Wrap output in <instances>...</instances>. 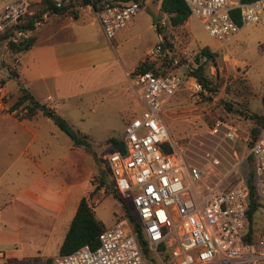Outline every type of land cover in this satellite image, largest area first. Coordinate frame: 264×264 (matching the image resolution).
Masks as SVG:
<instances>
[{
	"label": "built area",
	"instance_id": "built-area-1",
	"mask_svg": "<svg viewBox=\"0 0 264 264\" xmlns=\"http://www.w3.org/2000/svg\"><path fill=\"white\" fill-rule=\"evenodd\" d=\"M56 7L73 0H53ZM189 15L195 17L215 42L232 36L240 23L253 22L264 9V0H183ZM29 0H0V31L15 22ZM142 0H103L92 12L103 36L109 40L142 6ZM90 4V2H87ZM91 5V4H90ZM70 6V5H69ZM68 6V7H69ZM47 12L42 13V19ZM42 20L35 21V26ZM26 31H17L26 36ZM158 45L150 56L160 54ZM13 64L0 70V113L24 117L26 100L13 103L5 79L15 70ZM176 61L174 60V63ZM132 95L140 106L126 119L122 149H110L104 159L113 177V186L128 196L136 222L145 239L142 253L125 216L116 217L98 234L96 245L83 243L69 252L56 254L49 264H258L264 262V127L248 143L238 137L235 127L216 119L211 132L222 127V136L206 151L209 168L186 160L181 147H174L161 115L166 97L185 86L194 92L204 89L201 82L181 64L163 61L153 68H134L127 73ZM231 140L230 167L221 171L217 155L221 139ZM239 142L241 152L233 147ZM170 148L164 149L163 144ZM247 157L252 162L255 193L261 205L259 229L248 231L246 209L248 187L244 174L237 171ZM1 254V250H0Z\"/></svg>",
	"mask_w": 264,
	"mask_h": 264
},
{
	"label": "rangeland",
	"instance_id": "rangeland-1",
	"mask_svg": "<svg viewBox=\"0 0 264 264\" xmlns=\"http://www.w3.org/2000/svg\"><path fill=\"white\" fill-rule=\"evenodd\" d=\"M35 1L31 0V9L36 8ZM156 3L157 0L143 3L130 17V21L118 29L120 33L116 39L118 45L111 42L113 49L109 46L112 58L107 69L93 67L84 71L86 75L95 79L93 85L95 90L92 94L89 91L82 93V101L77 103L78 106H74L76 98L72 97L73 94L63 103L62 100L53 103L54 113L61 117L62 114H67L71 118L72 121H67L71 127L86 130L90 141V150L87 151L93 157V173L88 179V188L92 189L98 183L99 173L104 179V185L94 189L89 201L93 204L94 215L105 224H111L120 213L122 214L120 201L110 193H104L116 190L112 174L104 159V154L112 147V142L107 138L120 137L126 119L140 110L131 92L127 101L122 95L120 88L127 82L126 76L122 73L123 67L127 69L138 58H141L138 62L147 63H159L165 58L164 62L168 66L179 63L191 69L198 62L195 57L200 46L205 45L215 52L212 59L202 60L204 61L202 72L214 89L194 92L182 86L166 97L161 106L162 119L172 145L181 147L186 160L198 164L205 170L209 168L205 153L211 150L222 136V127L211 132L214 121L220 119L230 123L235 127L238 137L248 136L252 124L248 113L263 111L259 96L264 90V9L256 21L241 23L232 36L218 44L192 15H189L182 24L169 25L166 14L156 8ZM82 4H84L82 0H73L64 5L62 13L72 14ZM152 15L161 27V32L165 34L166 41L170 43V46H165L164 51L155 56H150L149 52L159 45L160 40L156 29L149 25ZM52 16L49 13L41 26L47 27ZM73 23L81 22L75 20ZM20 55L21 52L11 50L7 37L0 38V70H3L4 66L12 65L13 58ZM110 82H117L119 85L118 87L105 85ZM4 83L7 91H16L13 78L5 79ZM89 87L90 85L86 88ZM226 103H229V107ZM5 132L4 129L0 130L1 134ZM12 132L13 135L16 134V140L8 141L10 137H6L2 142L5 150H17L26 141L25 134L17 135L16 129H12ZM61 135L65 134L61 132ZM230 143L231 140L226 138L220 140L217 155L222 163L218 166L221 171L229 168L232 162ZM233 147L239 156L241 149L237 138ZM87 163L88 169L92 168L90 155L87 156ZM80 165L81 162L79 172ZM251 166L252 162L247 157L239 164L237 171L247 175ZM119 195L121 200L128 202V196L121 193ZM10 203L12 208H5L0 217V250L7 251L1 260L2 264H21L20 259L25 255L28 256L25 258L26 264H49L52 257L57 254L63 235L56 229L48 232L47 226L37 225L31 219L21 220L14 217L17 211L13 209L14 203L12 201ZM260 220L261 212L258 207L253 213L252 224L255 229ZM44 223L48 221L45 220Z\"/></svg>",
	"mask_w": 264,
	"mask_h": 264
},
{
	"label": "crops",
	"instance_id": "crops-1",
	"mask_svg": "<svg viewBox=\"0 0 264 264\" xmlns=\"http://www.w3.org/2000/svg\"><path fill=\"white\" fill-rule=\"evenodd\" d=\"M149 1L151 0H142L141 5ZM159 1L157 0L156 8ZM48 15L49 13L46 17ZM50 15L53 16L47 27L41 26L45 18L31 30L33 42L18 57L15 74L6 78L15 80L16 91L8 90L9 98L10 101L16 98L20 85L33 99L52 110L54 102L62 100L63 103L72 94L76 98L74 106H78L77 103L82 101V93L89 91L92 94L95 90L94 77L86 75L84 71L93 67L108 68L112 58L111 42H116L120 33L119 30L116 31L107 40L88 3L82 4L72 14L51 12ZM150 17L149 25L155 28L154 16ZM75 20L81 23H73ZM129 21L130 19L127 22ZM157 37L161 40L158 32ZM140 59L127 69L122 68L127 79L124 87L120 88L125 101L129 92L132 93L127 73L134 69L133 66ZM88 85L90 87L87 89ZM105 85L118 87L119 84L110 82ZM62 117L68 122L72 121L67 114H62ZM1 129L6 132L0 133V217L5 208H12L11 203L9 204L12 201L13 209L17 211L14 217L31 219L37 225L47 226L48 232L56 229L64 236L79 197L89 187L88 179L93 173L92 155L82 145H74L52 118L39 109L27 112L22 118L0 113ZM12 129L18 131L17 135L25 134L24 137L27 138L21 148L5 150L2 142L6 137H10L8 141L16 140ZM78 130L86 133L83 128ZM61 132L65 135H61ZM89 155L92 168L88 169ZM45 220L48 223H44ZM6 252L1 251L0 264ZM27 257H21V264H26Z\"/></svg>",
	"mask_w": 264,
	"mask_h": 264
},
{
	"label": "trees",
	"instance_id": "trees-1",
	"mask_svg": "<svg viewBox=\"0 0 264 264\" xmlns=\"http://www.w3.org/2000/svg\"><path fill=\"white\" fill-rule=\"evenodd\" d=\"M115 2L125 1V0H112ZM240 1H250V0H240ZM90 2L91 6L95 7L101 4V0H82V3ZM36 8H32V2L29 0L26 10L23 12L19 18L7 25L0 31V38L7 37L9 41V47L12 51L18 53L25 51L33 42V35L30 34L31 30L35 27V21L43 20L42 13L47 12H59L62 13L65 7L64 5L60 7H56L54 5V1L52 0H36L35 1ZM158 9L161 12H164L167 16V21L169 25L176 26L182 24L189 16V11L183 0H160ZM235 21L240 25V19L237 15H235ZM153 23L155 25L156 31L161 35V40L159 43V47L162 51H164L165 46H170V43L166 41V36L161 32V27L158 23L153 19ZM28 30V34L26 36L20 35L15 40L9 38V36H16L17 31H26ZM215 52L211 51L209 47L202 45L198 48L195 60V66L191 69L187 68V71L193 74L202 84L204 89L211 91L214 89L209 82L207 77L202 72V66L206 59H212ZM166 59L163 58V63ZM153 62H145L139 61L135 68L143 70L147 68H153ZM15 74V70L11 72ZM19 94L13 100V103H18L19 101L26 100V105L28 108V112L33 111L35 109H39L43 114L50 116L53 122L60 128L66 135L69 136L72 143L74 145H82L86 150H90V141L87 137V134L79 131L71 127L63 117L57 115L53 112L52 109L44 105L35 99H33L27 90L18 85ZM260 103L263 106L262 112H249L248 116L252 119V124L248 130V143H251L255 140L262 127H264V90L259 96ZM229 107V103H226ZM112 143L111 149L117 148L122 149V142L119 137L110 136L107 138ZM163 148L169 149L170 147L165 143L163 144ZM246 184L248 187V195H247V209H246V218H247V227L248 231L254 235L256 231L259 229V225L257 229L253 227V213L254 211L261 205L258 196L255 193L254 181L252 177V169L248 171V174L245 176ZM104 179L102 175L99 173L98 183L92 188L87 189L83 195H81L78 199L76 208L74 210L73 215L71 216L67 229L64 233V236L58 246L57 254H63L71 251L75 247L88 243L91 246L96 245L98 240V234L105 227L104 223L94 215L92 206L89 199L91 195H93L94 189L98 188L100 185H104ZM104 193H110L115 199L120 201L121 212L118 217L125 216L131 226V231L134 234V237L142 251V253L146 254L145 247V239L140 231L139 225L136 222L135 215L131 208L130 200L125 202L121 200V197L117 190L114 191H104Z\"/></svg>",
	"mask_w": 264,
	"mask_h": 264
}]
</instances>
